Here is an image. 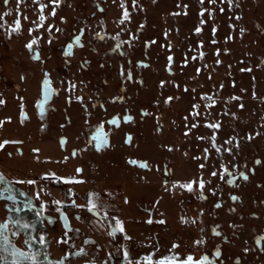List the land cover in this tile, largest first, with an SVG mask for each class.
Wrapping results in <instances>:
<instances>
[{
    "label": "rangeland",
    "instance_id": "obj_1",
    "mask_svg": "<svg viewBox=\"0 0 264 264\" xmlns=\"http://www.w3.org/2000/svg\"><path fill=\"white\" fill-rule=\"evenodd\" d=\"M120 4L62 0L54 17L48 15L49 4L44 27L37 29L39 10L33 0H9L7 5L0 0V99L5 101L0 104V142L9 141L0 148V173L7 178L0 188L10 184L15 196L0 194V224L8 222L6 230L0 229V264H11L12 246L38 251L42 264L61 259L65 264H123L122 245L136 260L149 253L159 259L173 243L182 256L207 254L215 264H237V258L239 264H264V0H233L231 8L227 0L222 5L219 0H137L135 6L125 0L131 19L124 23ZM202 8L211 9V15H201ZM17 20L19 33L12 31ZM80 29L82 47L74 41ZM33 36L40 40L30 52L25 44ZM69 43L72 53L65 55ZM37 47L39 60L32 58ZM45 72L56 90L47 100ZM70 83L75 89H69ZM202 93L212 95L216 104L205 108ZM169 96L173 99L165 103ZM193 104L200 105L199 116L191 114ZM128 115L133 119L123 123ZM113 117L118 127L108 124ZM206 121L221 125L215 130L216 144L235 177L231 185L227 176L210 175L219 169L221 156L211 148L213 130ZM193 123L197 127L185 135ZM97 132L108 142L99 149L93 139ZM229 137H235L232 144L225 143ZM227 147L232 154L223 152ZM131 160L148 167L139 170ZM201 163L204 169L198 167ZM77 168L83 171L76 173ZM67 177L83 182H67ZM200 178L211 181L203 190L206 199H200L197 184L192 192L172 187L175 181ZM29 179L36 183L18 182ZM209 188L216 189L215 195ZM89 193H98L99 214L72 203L86 205ZM233 195L239 199L232 200ZM53 199L62 203L57 206ZM61 212L68 231L59 224ZM114 217L124 222L131 239L120 232L108 235ZM17 219L32 227L20 228L13 223ZM197 239L205 243L194 244ZM81 247L84 253L78 252Z\"/></svg>",
    "mask_w": 264,
    "mask_h": 264
},
{
    "label": "snow or ice",
    "instance_id": "obj_2",
    "mask_svg": "<svg viewBox=\"0 0 264 264\" xmlns=\"http://www.w3.org/2000/svg\"><path fill=\"white\" fill-rule=\"evenodd\" d=\"M8 2H9V0H4V4L5 5H7ZM153 2H155V0H153ZM216 2H217V0H208L209 4H214ZM224 2H225V0H219V3L221 5ZM33 3L38 6V10H39L38 11L39 23H35L34 22L35 27L37 29H39V28H43L44 27L45 21L48 18L45 15V9H47L49 7V4L52 5L51 11L48 13V15L54 17L56 15L57 8L62 3V0H48L47 4L40 2V0H33ZM200 3L203 4V0H200ZM227 3L229 5V7L231 8L232 4H233V0H227ZM132 4H133V6H135L137 4V0H132ZM120 6H121V8L123 10L122 11V16H121V19H120V23H124L125 21L130 20L131 17H130V13H129L128 8L125 6V0H121ZM97 7H99V5H97ZM184 7L186 8L187 6L185 5ZM100 11H103V9L101 8ZM204 11H208L209 15H211V9H203L202 8L201 9V15H203ZM220 11L223 12L224 8L221 7ZM177 14L178 13H173V15H177ZM24 19H27V17L25 16ZM60 19L62 21H64L65 17H60ZM237 19H239V17H237ZM200 23L203 24L204 21L201 20ZM141 27H142V25H141ZM47 28L50 30V29L53 28V25L52 24H48ZM20 29H21V25H20L19 20H17L16 24H15V28L12 29V31H15V32L19 33ZM32 31H33V29L29 28V32L31 33ZM56 31H61V29L60 28H56ZM122 31H123V29H122ZM213 31H215V29H213ZM240 31H241V33H243L245 31V29L242 28V29H240ZM83 32H84V29H80L79 34H77L74 37V41L76 42L77 46H79V47L83 46L82 43H81V37L83 36ZM195 32L200 33L201 32V28L199 26H197L195 28ZM11 34H12L11 32H8L9 36H11ZM96 35L99 36L100 34L97 33ZM165 35H167V34H165ZM133 38H135V37H133ZM101 39H103V37H101ZM115 39L119 40V33L116 34ZM39 40H40L39 36H33L25 44V47L30 52H32L34 50L33 46L34 45L38 46ZM48 42L51 43V36L50 35H49V41ZM201 43H202V41H201ZM115 47L119 48L120 44L117 43ZM169 47H171V46L169 45ZM71 49H72V44L69 43L66 46L65 50H64V54L65 55H70L71 54ZM225 51H227V50H225ZM217 53H219V50H217ZM199 56L201 58H203L204 53L200 52ZM32 58L35 59V60L41 59V57L39 55L38 47L34 51V55H33ZM193 59H195V57H193ZM168 62H169V71H171L170 65L172 64V56L168 57ZM184 63L186 64L187 60H185ZM216 63L218 64V63H220V61L217 59ZM199 71H200V69H197V72H199ZM122 74H123V71H122ZM127 78L131 79L130 71L128 73ZM21 79H23V76H21ZM42 83H43L44 99L47 100V99L50 98L51 93L56 91L51 86L52 82H51L49 73H47V72L44 73V78H43ZM163 84H164V81H161V85H163ZM75 87H76L75 84H73V83L69 84V89L70 90L71 89H75ZM221 87H223L222 84H221ZM185 91H187V88H185ZM193 91H195V89H193ZM253 95L255 96V93H253ZM113 99H117V98L114 97ZM119 99H123V97H119ZM172 99H173V97H171V96L167 97L165 99V103H168ZM176 99H178V97H176ZM201 99L205 101V108H209V107L215 105L216 102H217L216 99H214L213 96L209 95L208 93H202L201 94ZM230 99H240V98L239 97H230ZM76 100L82 102L83 98L81 96H77ZM3 103H5V101L0 99V104H3ZM240 107L242 108L243 105L241 104ZM199 108H200L199 104H193L192 105L191 114L193 115V117L200 115V113L198 111ZM42 111H43V108H42ZM145 114H147V113H145ZM233 115H235V114L233 113ZM124 119L125 120H132L133 118H132V116L128 115V116H125ZM187 119L188 118L185 117V120H187ZM111 122L113 124L118 123V118L117 117H113ZM197 123H193L191 125V128H187V131L185 132V135H187V133L190 132L192 128L197 127ZM205 123H206L207 127H209L210 129L213 130V134L210 137L211 148L215 149L216 153L221 156V162L219 163V169L212 170L210 172V175L213 176V177H216L217 175H219V178L221 180H224L225 176H227L228 179L226 180V183L231 185V184L234 183L235 177L233 176L232 171L228 167V165H226L223 162V156H222V152H221V147L216 144V131L215 130L219 129L221 127V125H220V123L218 121L216 123H209V122L206 121ZM0 124H3V121H0ZM257 135H258V133H257ZM64 139L65 138H61V143L64 142ZM96 139H97L96 147L98 149L108 143L106 139L105 140H101L100 138H96ZM198 139L204 140L206 138L205 137H198ZM234 139H235V137H229L225 141V143L226 144H232ZM248 139L249 140L252 139V135L251 134L248 136ZM130 140H131V137H129V142H130ZM7 143H9V141L0 142V148H3L4 145L7 144ZM235 146H236V148H239V143L237 142V144ZM33 151H39V150L38 149H34ZM169 151H171L170 147H169ZM232 151H233V149L231 147H227V148L223 149V152H227L229 154H232ZM209 154L210 153H209V149L208 148L203 149V159L205 161L208 160ZM185 155H187V153H185ZM193 159H200V157H193ZM233 159H235L234 156H233ZM130 163L137 164V163H141V162L137 161V160H131ZM256 163H260V161L257 160ZM141 166L145 167V168L148 167L146 162L145 163H141ZM198 167L200 169H204L206 167V165L201 163V164L198 165ZM235 168H237V165L232 164V169H235ZM75 171H76V173H81L83 170L81 168H77ZM53 175H55V174H53ZM239 175L242 176L245 180L248 179V176L244 172H240ZM201 176H202V173H201ZM6 179L7 178L2 173H0V182H4V181H6ZM58 179H60V178L58 177ZM63 179H66L67 182H73V181L83 182L82 180H76V177H67V178H63ZM18 182L19 183H27V184H35L36 183L35 180H31V179H29V180H19ZM206 183H211V181H205L203 178H200L198 180L197 179H193V180H189L187 182L175 181L173 183L172 187H176L178 185L180 188L186 189L189 192H192L194 190L193 189V185L197 184L199 189H200V199H206V197L203 195V190L205 188ZM217 187H219V186H217ZM208 191L211 192L213 195H215V193H216V189H214V188H209ZM4 192L9 193V197H8L9 199L15 200V196L11 195L12 188H11L10 184H8L7 186H5L3 188H0V194H3ZM36 195H37V197H39V193H37ZM48 195H51V193H48ZM109 195H111V193H109ZM231 199L235 201V200H238L239 197L233 195L231 197ZM124 202L125 203L128 202L127 197L124 198ZM52 203H54L57 206H59L62 203V201L53 199ZM72 203H73V205L75 207H80V208L87 207V209L90 212H93V213H96V214H99V212L101 210L100 202L98 200V193H89L86 205H76L75 201H72ZM215 206L219 207L220 204L217 203ZM41 207L42 208L44 207L43 203L41 204ZM231 210L234 211L235 209H231ZM57 211H61V209L58 207ZM202 212H203V209H201V213ZM61 214L63 215L62 212H61ZM104 216H105V218H107L108 217V213L105 212ZM77 218L79 219V217H77ZM64 219H65V226H68V220H67V216L66 215L64 216ZM112 219L114 220V223L108 224V229H109L108 230V235L114 238L116 236V233L120 232V233L124 234V239L125 240L131 239V237H129L127 235L126 231H125L124 222L121 219H119L118 217H114ZM181 220L185 221V218L181 217ZM148 222L149 223L152 222L151 218H149ZM159 222L160 223H164L165 221L161 220ZM13 223L18 225L20 228H23V229H28V228L32 227V225L29 222L21 220V219H17L15 221H13ZM101 226L103 227V225H101ZM7 228H8V222L7 221H5L3 224H0V229H5L6 230ZM213 231L216 232V235H220V233L218 231H216L215 229H213ZM63 235L67 236L68 234L65 232ZM3 239H4L5 243L7 244L8 243V237L4 236ZM44 242H45L44 241V236L41 235L40 238H39V243L43 244ZM58 242H60V241H58ZM63 242L67 243V241H63ZM203 243H205V241L203 239H197V240L194 241V244H196V245H200V244H203ZM121 247L123 248V254H122L123 255V264H141V262H143V264H215L214 261L209 259V256L207 254L201 255V257L198 258V259L194 258V256L191 253H188L187 255L182 256L179 252L175 251V249L179 248V244L178 243H173L172 246H171V249L169 250V253L167 255L159 257V259H153V254L149 253L148 255L140 257L139 259L133 260L131 258V253H130L129 249L127 248V245H122ZM5 251H7V248L5 249ZM244 251L247 252L248 249L246 248V249H244ZM78 252L79 253H84L85 249L81 247V248H79ZM220 254H221L220 253V249H219V247H217L215 249V255L217 257H219ZM66 255H68V254L66 253ZM110 255H111V253H109V256ZM38 256H39V252L38 251L29 250L28 252H25L22 249L16 248L14 246H12V248H11V257H12L11 264H42V261H40L38 259ZM45 258H47V256H45ZM55 264H65V260L61 259L59 261H56ZM85 264H89V262L86 261ZM91 264H95V261H92ZM103 264H107V261L103 262ZM237 264H239V259L238 258H237Z\"/></svg>",
    "mask_w": 264,
    "mask_h": 264
},
{
    "label": "flooded vegetation",
    "instance_id": "obj_3",
    "mask_svg": "<svg viewBox=\"0 0 264 264\" xmlns=\"http://www.w3.org/2000/svg\"><path fill=\"white\" fill-rule=\"evenodd\" d=\"M67 46V45H66ZM66 46H65V48H66ZM65 48H64V50H65ZM71 53H72V49H71ZM112 121V120H111ZM128 122V120H125L124 118H123V123H127ZM108 124L109 125H113V126H116V127H118L119 126V121H118V123H116V124H113L112 122L110 123V121H108ZM96 138H100L101 140H104V137H103V134L101 133V132H97L96 133V135L94 136V141L97 143V139ZM131 166L132 167H138L139 168V170H146L147 168H145V167H142L141 166V163H137V164H132L131 163ZM136 167V168H137ZM68 220V219H67ZM59 224H60V226L65 230V231H68L69 230V221H68V226H65V219H64V215H61L60 216V218H59ZM8 232H9V230H8ZM12 235H15V233H11ZM38 259H39V256H38Z\"/></svg>",
    "mask_w": 264,
    "mask_h": 264
},
{
    "label": "water",
    "instance_id": "obj_4",
    "mask_svg": "<svg viewBox=\"0 0 264 264\" xmlns=\"http://www.w3.org/2000/svg\"><path fill=\"white\" fill-rule=\"evenodd\" d=\"M60 142H61V140H60ZM61 144H63V143H61Z\"/></svg>",
    "mask_w": 264,
    "mask_h": 264
}]
</instances>
